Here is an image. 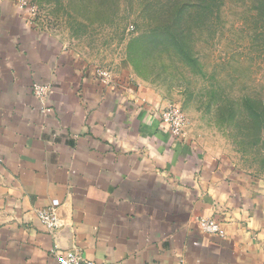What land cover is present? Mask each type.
<instances>
[{
	"label": "crops",
	"instance_id": "0c3cea01",
	"mask_svg": "<svg viewBox=\"0 0 264 264\" xmlns=\"http://www.w3.org/2000/svg\"><path fill=\"white\" fill-rule=\"evenodd\" d=\"M26 12L0 0V264L69 249L94 264H264V180L172 136L162 102L102 82ZM33 83L52 85L46 112ZM47 206L55 233L35 211Z\"/></svg>",
	"mask_w": 264,
	"mask_h": 264
},
{
	"label": "rangeland",
	"instance_id": "374dc122",
	"mask_svg": "<svg viewBox=\"0 0 264 264\" xmlns=\"http://www.w3.org/2000/svg\"><path fill=\"white\" fill-rule=\"evenodd\" d=\"M14 1L109 83L178 105L199 147L264 180V0Z\"/></svg>",
	"mask_w": 264,
	"mask_h": 264
},
{
	"label": "built area",
	"instance_id": "2783aa9c",
	"mask_svg": "<svg viewBox=\"0 0 264 264\" xmlns=\"http://www.w3.org/2000/svg\"><path fill=\"white\" fill-rule=\"evenodd\" d=\"M24 3H22L23 5ZM96 77L104 83L110 82V75L107 71L100 68H95ZM31 91L35 98L43 104L41 112H46L45 101L47 97L52 93L51 83H33ZM160 123L163 124L169 133L176 138L185 137V125L186 119L181 108L169 103L165 106H161L158 110ZM40 222L50 231L57 232L63 226V220L59 214L56 206H47L45 208L35 210ZM197 222L204 233L208 234H221V228L218 221L212 217H199ZM53 254L57 258L59 264H94V262L84 259L80 253L75 249L66 250L64 253H60L56 250H52Z\"/></svg>",
	"mask_w": 264,
	"mask_h": 264
}]
</instances>
